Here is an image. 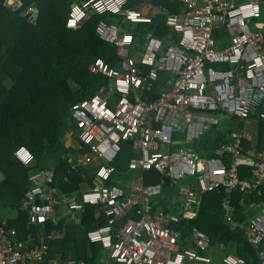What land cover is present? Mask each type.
I'll list each match as a JSON object with an SVG mask.
<instances>
[{"label":"built area","instance_id":"obj_1","mask_svg":"<svg viewBox=\"0 0 264 264\" xmlns=\"http://www.w3.org/2000/svg\"><path fill=\"white\" fill-rule=\"evenodd\" d=\"M131 1L76 0L66 22L67 28L76 30L91 13L99 15L96 35L118 47L121 55L124 50L132 51V55H124L125 60L119 65L96 59L91 71L105 78L106 84L94 97L72 108L80 130V147L90 151V155L82 153L78 164L87 165L95 159L103 162L96 170L93 185L77 196L57 197L52 186L54 173L37 170L29 179L37 186L25 190L21 209L28 212L30 222L45 223L54 208L65 206L72 213V221L80 223L86 203L100 204L108 224L90 231L89 236L100 241L117 264H216L209 232L194 228L192 245L184 246L179 240L188 236L181 234L175 224L194 219L201 194L221 185H236L242 192L259 190L264 185L263 156L253 162L255 181L250 182L241 176L239 167L242 161H251L257 154H243L245 134L233 133L230 146L218 151L219 155L225 151L232 154L231 171L226 169L222 156L203 157L185 146L170 152L162 149L199 140L218 123L219 111L243 119L260 114L264 119V0H178L183 7L180 14L167 18L174 32L164 39L144 33L142 43L132 30L139 24L150 25L153 18L129 7ZM77 8L84 15L70 27ZM105 14L122 16L121 23L126 26L118 21L108 22ZM130 14H135L136 19H131ZM220 25L231 34L228 46L223 48L213 37L214 29ZM161 73L173 76L166 82L169 88L159 82ZM176 133L184 134L185 140L175 142ZM124 143H131L134 151L129 172L157 170L167 173L174 182L195 178L193 185L182 187L178 212L154 211L150 198L163 193L161 184L136 188L122 186L121 182L109 184L116 172L112 164ZM21 149L31 157L27 163ZM15 156L25 166L34 161L32 152L23 146L15 151ZM257 192L263 196L253 204L259 212L238 227L257 249L259 262H255V257L249 262L244 256L227 253L220 264H264V192ZM240 205H247L244 198ZM232 212L234 209L225 215L231 225L235 221ZM32 247L27 248L17 228L9 231L0 225V264H40L45 252L39 246ZM45 264L59 263L53 258Z\"/></svg>","mask_w":264,"mask_h":264},{"label":"trees","instance_id":"obj_2","mask_svg":"<svg viewBox=\"0 0 264 264\" xmlns=\"http://www.w3.org/2000/svg\"><path fill=\"white\" fill-rule=\"evenodd\" d=\"M20 1L22 6L15 9L8 5L7 0H0V174L3 175L4 182L8 181L5 185L0 184V196L12 195V207L18 209L20 217L8 219L6 222L17 227L28 237V234L37 236L39 226L28 225L31 233H26L23 223L27 227V213L20 210L25 190L33 185L29 180L31 172L43 167L54 168L55 185L64 191L78 189L82 180L88 182L89 187L93 185L94 176H88V167L79 168L68 175L69 182L64 181L69 168L68 159L76 154L74 149L81 145L80 130L72 115V107L78 102L94 97L106 84L105 78L89 71V66L98 58L113 64L111 62L113 49L102 43L95 34L94 28L100 18L96 14L91 13L76 30L67 28L70 3L76 0ZM150 1L152 6L167 8L172 14H180L182 10V4L176 0ZM134 4L135 0H132L129 7L132 8ZM31 7L39 10L37 19H30ZM111 17L114 21L119 20L118 16ZM159 21L161 23L162 20ZM147 25H136V30H132V33L140 40H143L144 33L148 32L165 38L164 33L168 31L165 26L161 24L162 26L157 27L154 23V28L149 29L145 28ZM213 37L220 47L222 41L230 38L231 34L226 26L220 25L214 29ZM172 79L170 73H161L159 82L169 88L170 85L166 82ZM222 115V121H227L226 114ZM251 118L256 119V116L252 115ZM231 119L239 123L240 131L244 122L235 117ZM260 123L264 126L263 120H260ZM69 134L72 144L68 146L66 143ZM229 136L215 126L208 128L199 140L182 145L188 146V149L200 156L216 158L217 150L231 143ZM249 144L247 140L243 141V152L251 150ZM20 146H26L34 154L35 160L28 167L20 164L14 156V152ZM175 147L179 148V145L176 144ZM260 148V151L264 150V145ZM133 156L131 146L127 143L122 144L121 151L112 164L116 168L114 175L128 172V165ZM225 160L229 162L228 153H225ZM249 169L252 168L240 167V171L246 176ZM150 176L154 177L153 182H161L164 187L173 183L167 173L157 170L145 172L144 177L148 182ZM180 182L183 183L182 186L193 185L195 178L175 183ZM259 190L264 192V185H261ZM257 191L241 192L245 194L241 198L260 201L263 196ZM221 192L205 194L197 216L192 220H181L177 223L178 229L181 234L187 236L192 235L196 227L207 231L212 237L213 245L231 243V252L228 253L244 256L251 262L255 249L248 242L244 230L232 229L220 218L225 211L221 204L225 192ZM232 194L234 198L231 199V204L236 207L234 217L238 222H246L247 217L242 214L239 204L241 194L239 191ZM97 212L96 207L87 205L82 212L80 225L74 221L58 225H54L52 220L44 223L48 230L55 229L58 235L63 234L62 238L49 242L51 250L45 258L46 261L59 256L62 261L97 264L100 258L97 255L99 253L101 255V247L91 243L87 237L88 230L106 223V217L104 215L98 217ZM228 240L231 242L227 243ZM219 252L220 249L214 247L213 258Z\"/></svg>","mask_w":264,"mask_h":264},{"label":"crops","instance_id":"obj_3","mask_svg":"<svg viewBox=\"0 0 264 264\" xmlns=\"http://www.w3.org/2000/svg\"><path fill=\"white\" fill-rule=\"evenodd\" d=\"M179 4H182V3H180L178 0H176ZM13 2H15V5L16 6H13L15 9H19L18 8V5H17V3L19 2V0H13ZM151 1L150 0H135V4H134V6L133 7H135V8H137V9H140L141 11H143V13H144V15H148V16H151L152 18H153V22L150 24V25H147L145 28H154V26L155 25H157V27H159V26H165V28H167L168 29V31L166 32V33H164V35H165V38L169 35V34H172L174 31L172 30V28L167 24V18H168V16H170V15H172V13L170 12V10L169 9H167V8H157V7H155V6H152V4L150 3ZM30 9H34L33 10V12H32V10L30 11V13H32V16L30 17V19H36V14H35V9L36 8H34V7H31ZM182 9H183V7H182ZM177 14V13H176ZM99 16V15H98ZM163 16V17H162ZM100 18H101V16H99ZM106 17V16H105ZM162 17V18H161ZM99 18V19H100ZM121 18H122V16H119V20H118V23H119V25H121V26H126L125 25V23H121L122 21H121ZM161 18V19H160ZM159 20H162L161 21V23H160V21ZM85 21V20H84ZM83 21V22H84ZM99 22V21H98ZM98 22H97V24H98ZM154 23H155V25H154ZM96 24V25H97ZM162 24V25H161ZM96 25H95V28H94V31H95V34H96ZM97 36V35H96ZM97 38L102 42V43H104V44H108L109 46H110V48H112L113 49V53H112V63L113 64H111V63H109V64H111V65H119V64H121L124 60H125V57H124V55H132V51H122V54H124V55H121L120 54V51H119V48L118 47H116L115 45H113V44H109V43H106V42H103L98 36H97ZM229 38H226V40H223V43L221 44V48H223V47H226V46H228V43H229V40H228ZM142 41L143 40H140V38H139V42L140 43H142ZM108 63V62H107ZM93 65V64H92ZM92 65H90L89 66V71L91 72V73H93L92 71H91V67H92ZM73 67V66H72ZM71 67V68H72ZM93 74H95V73H93ZM95 75H98V74H95ZM173 77V76H172ZM166 79V78H165ZM165 79H163V80H165ZM256 116V118H258V115H255ZM223 117V116H222ZM221 122H223V121H220V122H218L217 124H215V125H212L210 128H212V127H215V126H218V130L220 131V132H224V133H227V134H229L230 136L233 134V133H240V134H245V138L243 139V141L244 140H250V144H249V146L251 147V150L250 151H248V152H243V150H244V147H243V150H242V152H243V154H245V156H250V154L252 153V150H257V148H258V150H257V156H255V157H251V159L252 160H255L256 162H258V157L260 156V155H262L263 156V159H262V161H264V150H262V151H260V147H262L263 146V144H262V137H261V134H260V136H259V139H258V141H254V140H251L250 138H249V134L247 133V131H243V130H241V131H231V133L229 132L230 130L228 129V128H226V129H221L220 128V124H221ZM259 121H257V119H253V118H251V119H248V121L246 122L247 124H253V125H256V126H258V125H260L261 123L259 122ZM261 126V125H260ZM71 136V134H69V137ZM229 136V137H230ZM68 139V138H67ZM231 139V138H230ZM188 143H190V142H188V141H184L183 143H177L178 145H180V147H182L183 145H185V144H187L188 145ZM231 143H232V141H231ZM231 143H229V145L231 144ZM183 144V145H182ZM175 145L176 144H174V145H171V146H167V148H173V147H175ZM69 146V145H68ZM131 146V145H130ZM223 146H225V145H223ZM223 146H221L219 149H221ZM188 147V146H187ZM131 149H132V147H131ZM190 149V148H189ZM75 151H76V154L75 155H71L70 157H69V159H68V164H69V168H68V170H67V175L65 176V178H64V181L65 182H69V177H68V175H70V174H72V173H74L76 170H78L79 168H82V167H88L89 168V175L88 176H94V178H93V183H94V181H95V177H96V170H97V168H98V166H99V164H102L103 162L102 161H99V160H97V159H95V160H92V162L91 163H89V164H87V165H84L83 163L82 164H78V162L80 161V159L82 158L81 156H82V153H88L89 155H90V151H89V149L87 148V147H80V148H78V149H74ZM132 151H133V149H132ZM218 151L219 150H217V152H216V154H217V157H219V156H222V157H224L225 158V153H228L229 154V161H231V157H232V154L230 153V152H228V151H225L222 155H219L218 154ZM133 153H134V151H133ZM255 153V152H254ZM241 166H249V167H251L252 168V173H253V171H254V167H256V166H253V165H251L250 163L249 164H242ZM41 169H45V170H48V171H50V172H53L54 173V175H55V169L54 168H52V167H43V168H39L38 169V171L39 170H41ZM152 171V170H151ZM148 171H146V173H147ZM134 174H136L137 175V177L136 178H133L132 180H129L128 182H127V184H126V186L127 187H129V186H131L130 188H136L137 186H140V185H142V184H144V185H149V184H156V182H153L152 180H154V177L153 176H150V178H149V180L151 181H149L148 182V179L146 178V177H144V174H145V172L144 173H142L141 171H139L138 173H135V172H133ZM125 174H127V173H125ZM253 175H254V173H253ZM243 178H245L246 177V174L245 173H243V175H241ZM255 176V175H254ZM0 177L1 178H3V175L2 174H0ZM55 177H56V175H55ZM245 180V179H244ZM246 181V180H245ZM23 182V181H22ZM173 183V185H176L177 183H175L174 181H172ZM21 183V182H20ZM89 183L88 182H85L84 180H82V182L80 183V186H79V188L78 189H76V190H68V191H64V190H61V188L59 187H57L56 185H55V181H54V183H53V187L54 188H56V190H57V194H54V196H57V197H59V196H63V197H66V198H68V197H73V196H77V195H79L82 191H83V189H85V188H87V187H89ZM37 185H35V183H33V185H31V187H36ZM185 186V185H184ZM184 186H182V187H184ZM182 187L180 188V190H179V192H178V194H175L174 193V191H169V192H166V193H164V195L162 196V197H159L158 195L156 196V195H152L151 196V199H153V200H151V203L153 204V208H154V211L155 212H166V213H176V212H178L179 210H180V208H181V205H182V200H183V195H181V197L179 196L180 195V192L182 191ZM172 188V187H171ZM10 190H12L11 188H10ZM221 191H224L225 192V195H223L222 197H223V200H221V204L223 205V207L225 208V211L223 212V217H221L220 216V218L222 219V221L224 220V222L227 224V222H226V220H225V215H226V212L227 211H231V209H234V212H232L233 213V215H234V213H235V211H236V207L234 206V205H232L231 204V199L232 198H234V196H233V192L234 191H239L240 193L242 192L239 188H238V186H236V185H234V186H229L228 184L227 185H221V186H219V187H217L216 189H214L213 191H211V192H204L203 194H201V196H200V203H199V205H198V212H199V209H200V206H201V203H202V200L205 198V194H209V193H213V192H221ZM222 193V192H221ZM241 197H243V196H240V198H239V204H240V200L242 199ZM246 202H247V205L246 206H241L240 205V207L242 208V214L243 215H245L246 217H247V220H248V217L249 216H254V215H250L249 214V211L250 210H255L256 211V213H258L259 212V208L258 207H255V208H253V204H256V202L257 201H248V200H246V199H244ZM43 202V201H42ZM21 210V209H20ZM17 211H18V209H17ZM21 211H23V212H25V213H27V218H28V212L26 211V210H21ZM59 213H61L60 211H59V208L58 207H56V208H54V212H53V214H52V216H51V218H49V220H52V222H53V224L54 225H58V224H60V223H63V224H65L67 221H72V219L68 216V217H62V218H60V217H58L57 216V214H59ZM153 213V212H152ZM72 217V216H71ZM14 218V217H13ZM234 223H233V225H231V224H227V225H229V226H234V228H239L238 227V224L239 223H241V222H238L236 219H235V217H234ZM0 221H3V222H5L6 223V221H7V219L6 220H0ZM27 222V221H26ZM121 224H122V221L120 222ZM33 224H38L39 226H38V228H37V232H38V234H37V236H32L31 234H28V237L26 236V234L25 233H22V232H20L19 231V229L17 228V231L19 232V236H20V238L22 239V241L27 245V248H33L32 246H39V247H41V248H39L40 250H42V251H44L45 252V258L47 257V255L50 253V250H51V246H50V244H49V242L51 241V240H53V239H56V238H62L63 237V234L62 235H58L56 232H57V230H55V229H51V230H48V228L45 226V225H43L44 223H38V222H36V223H32V222H30V220H29V218H28V224H27V227L25 226V224L23 223V226H24V229L25 230H27L26 231V233H31L30 232V228L28 227V225L29 226H31V225H33ZM178 225L179 224H175V228L177 229V230H179L178 229ZM13 227H15V226H13ZM197 228V227H196ZM44 246H46V247H44ZM233 247H235L234 245H233ZM236 248V247H235ZM229 252H231V251H229ZM57 262L59 261H61V259H59V257H57L56 259H55ZM98 260H100V258L98 259ZM46 263V259H44V260H42L41 261V263L40 264H45Z\"/></svg>","mask_w":264,"mask_h":264},{"label":"rangeland","instance_id":"obj_4","mask_svg":"<svg viewBox=\"0 0 264 264\" xmlns=\"http://www.w3.org/2000/svg\"><path fill=\"white\" fill-rule=\"evenodd\" d=\"M115 17H117V15ZM106 19L108 20V22L109 21L110 22H117V21H114V18L111 17V16H107ZM262 20L264 21V18ZM133 36H135V35L133 34ZM257 121L260 122L259 118L257 119ZM72 122H74V121L72 120ZM220 128L222 130L228 128L230 131H239V129H238L239 128V123L236 120L231 119V117H228L227 121L221 122ZM241 130L247 131V133L249 134V138L251 140H254V141H258L259 136L261 134L262 144L264 145V126H262V125L261 126L260 125L256 126V125H253V124H247L245 122ZM184 140H185V135L184 134H182V133L174 134V141L175 142L176 141H184ZM248 142H250V140ZM69 144L70 145L72 144L70 137L67 139L66 145H69ZM179 148H180V145H179ZM179 148L178 147H173V148L164 147L162 150L165 151V152H170V151H176ZM257 150H258V148H257ZM257 150L256 151L252 150V152L257 153ZM14 156H15V152H14ZM15 158H16V156H15ZM16 160H17V158H16ZM251 171H252V169H249L247 171L248 175L245 177L246 181L253 182L255 180V176L253 175V173ZM35 172L36 171L30 173L29 179H30V176L33 173H35ZM136 177H137V175L134 174V173H127V174H122V175L116 174V175H113L112 182H122L124 185H126L129 180H132L133 178H136ZM7 182L8 181L4 182V177L3 178L0 177V184L1 185H5ZM182 185H183V183H181V182L176 184V185H173V184L166 185L165 193L169 192V191H174L175 194H178V192H179V190H180ZM240 194H241V196H245V194H243V193H240ZM179 196L181 197V195H179ZM150 200H153V199L150 198ZM59 211L61 213L57 214V216L60 217V218L68 217V216L71 217L72 216V213L65 206L60 207ZM249 214L250 215H254V214H256V211L255 210H250ZM13 217L14 218L20 217V213L16 209H14L12 207V195L2 194L0 196V219H2V220H6L7 219L8 220V219H12ZM0 225L2 227H4L6 230H9V231H11L12 229H16L12 225H9L7 222L5 223L3 221H0ZM211 239H212V237H211ZM192 240H193V235H190L186 239H180L179 240V244L184 245V246H191L192 245ZM230 242H231L230 240L227 241V243H230ZM213 247H217L218 249H220V252L214 257V262L216 264H220L222 262L223 256L225 254H227L231 250L232 244L230 243L228 245H223V244L219 243L217 245H213ZM97 256L101 257L100 253ZM188 264H198V263L189 261Z\"/></svg>","mask_w":264,"mask_h":264},{"label":"clouds","instance_id":"obj_5","mask_svg":"<svg viewBox=\"0 0 264 264\" xmlns=\"http://www.w3.org/2000/svg\"><path fill=\"white\" fill-rule=\"evenodd\" d=\"M75 2V1H74ZM121 2H122V0H121ZM8 3V2H7ZM18 4V3H17ZM8 5L9 6H14L15 5V2H13V0H12V2L10 3H8ZM72 5V4H71ZM71 7V6H70ZM113 11H116L117 9H115V8H113L112 9ZM31 11V10H30ZM74 16H75V19L74 20H70L69 21V26L70 27H74L75 26V21L76 20H79L83 15H84V13L83 12H81L78 8L77 9H75L74 10ZM116 16V15H113V14H105L104 16ZM106 18V17H105ZM130 18L131 19H133V20H135L136 19V16H135V14H130ZM32 20V19H31ZM34 20V19H33ZM66 22H67V20H66ZM110 22V21H109ZM125 39L126 40H130L131 39V37H125ZM75 105V104H74ZM73 105V106H74ZM73 108V107H72ZM222 114H226V118L227 117H235V118H237V119H240L241 121H243L244 123L245 122H247L248 121V119H251V117L250 118H248V119H243V118H239V117H237V116H234L233 114H230V113H228V112H221V111H219V112H216V119H217V121L218 122H220V121H222V119H223V115ZM72 115H73V111H72ZM258 118L260 119V120H263L264 121V119H262L261 118V115L259 114L258 115ZM210 128V127H209ZM191 142H193V141H191ZM225 146H230L229 144L228 145H225ZM20 147H22V146H20ZM19 147V148H20ZM23 147H26V146H23ZM224 147V146H223ZM223 147L221 148V149H219V151H222V149H223ZM27 148V147H26ZM28 149V148H27ZM17 150V149H16ZM21 152H24V155L22 156V159H23V161L25 162V163H27L28 161H29V159L31 158L23 149H21ZM33 154V153H32ZM34 155V154H33ZM220 157V156H219ZM247 157V156H246ZM222 159H223V157H222ZM225 159V158H224ZM34 160H35V157H34ZM34 162V161H33ZM223 162L225 163V164H227L228 166L226 167V169L227 170H230L231 171V169H232V167H231V165H229V163H230V161L229 162H227L226 160L224 161L223 160ZM243 162H246L247 164H251V165H253V166H256V165H254V163L253 162H256L255 160H251V161H242L241 162V165L243 164ZM22 164V163H21ZM23 165V164H22ZM31 165V164H30ZM30 165H28V166H30ZM23 166H25V165H23ZM27 166V167H28ZM241 167V166H240ZM239 167V168H240ZM254 169H256V167H254ZM128 172H129V170H128ZM129 173H132V172H129ZM111 183H115V184H117V183H120V182H112V179L110 180V182H109V184H111ZM122 183V182H121ZM156 184H161L162 186H163V184L161 183V182H158V183H156ZM122 186H126V185H124L123 183L121 184ZM81 193H83V192H81ZM80 193V194H81ZM164 193H165V187L163 186V193L162 194H160V195H158L159 197H162L163 195H164ZM180 195H183V194H181L180 193ZM23 199V198H22ZM87 205H90V206H93V207H96L97 209H98V212H97V215H98V217L99 216H101V215H104L105 216V214L103 213V209H102V206L100 205V204H91V203H86L85 204V206H84V209H85V207L87 206ZM20 209H21V206H20ZM84 209H83V211H84ZM22 210V209H21ZM82 211V212H83ZM81 215V218H82V213L80 214ZM106 217V216H105ZM28 218H29V214H28ZM41 219H43V218H41ZM49 221V220H48ZM122 222H124L125 221V218L123 219V220H121ZM120 221V222H121ZM46 223V222H45ZM82 223V219H81V221H80V223H77V221H75V224H77V225H80ZM108 223H107V218H106V223H104L103 225H101V226H98V227H96V228H92V229H90V230H88L87 231V237H88V239H89V241L91 242V243H96V244H98V245H100V247H101V257H100V260L98 261V263L97 264H117L116 262H114L113 260H111L110 258H109V256H108V254H109V252H108V249H105L104 247H103V245H102V243L100 242V241H94V240H92L91 239V237L89 236V232L90 231H93V230H96V229H101L102 227H104V226H106ZM117 237H114V239H116ZM250 243V242H249ZM251 245V244H250ZM254 249H255V255H254V257H255V262H259V258H258V254H256L257 253V249L254 247V246H252ZM214 254V253H213ZM57 257H59V256H57ZM56 257V258H57ZM56 258H54V259H56ZM50 259H53V258H50ZM58 263L59 264H77V263H75L74 261H71V260H64V261H58ZM80 264H84V261H81L80 262Z\"/></svg>","mask_w":264,"mask_h":264},{"label":"water","instance_id":"obj_6","mask_svg":"<svg viewBox=\"0 0 264 264\" xmlns=\"http://www.w3.org/2000/svg\"><path fill=\"white\" fill-rule=\"evenodd\" d=\"M7 2L9 3H11L12 2V0H7ZM72 3H70V5H71ZM18 8H20L21 6H22V1H20L19 0V2H18ZM14 6H16V5H14ZM35 14H36V19L38 18V15H39V10L36 8L35 9ZM129 145L131 144V143H128ZM243 164L245 165V164H247L246 162H243Z\"/></svg>","mask_w":264,"mask_h":264}]
</instances>
